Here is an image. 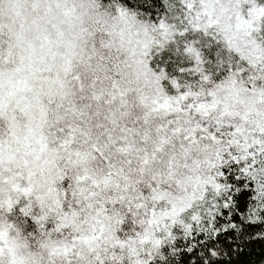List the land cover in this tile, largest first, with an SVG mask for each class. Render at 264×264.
I'll list each match as a JSON object with an SVG mask.
<instances>
[{
	"label": "snow or ice",
	"instance_id": "obj_1",
	"mask_svg": "<svg viewBox=\"0 0 264 264\" xmlns=\"http://www.w3.org/2000/svg\"><path fill=\"white\" fill-rule=\"evenodd\" d=\"M0 264H264V0H0Z\"/></svg>",
	"mask_w": 264,
	"mask_h": 264
},
{
	"label": "trees",
	"instance_id": "obj_2",
	"mask_svg": "<svg viewBox=\"0 0 264 264\" xmlns=\"http://www.w3.org/2000/svg\"><path fill=\"white\" fill-rule=\"evenodd\" d=\"M248 259H253L254 260V259H256V255L253 254V256H251V257H244V258H242V260H248Z\"/></svg>",
	"mask_w": 264,
	"mask_h": 264
}]
</instances>
